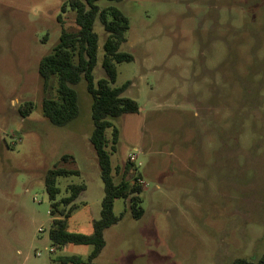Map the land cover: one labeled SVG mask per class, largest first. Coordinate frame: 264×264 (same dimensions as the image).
Listing matches in <instances>:
<instances>
[{
  "label": "rangeland",
  "instance_id": "obj_1",
  "mask_svg": "<svg viewBox=\"0 0 264 264\" xmlns=\"http://www.w3.org/2000/svg\"><path fill=\"white\" fill-rule=\"evenodd\" d=\"M70 0H0V264L84 261L91 245L55 249L45 178L58 167L57 201L85 186L69 231L90 235L105 195L90 136L92 98L82 80L80 114L63 128L42 114L38 68L59 42L62 16L75 32ZM129 19L113 87L139 113L112 120L119 129L111 155L116 182L131 153L142 176L141 219L128 211L105 231L97 264H233L264 254V0L100 1ZM255 17V18H254ZM95 82L107 37L99 20ZM56 93L51 82L49 97ZM27 104L32 107L27 108ZM20 111H28L22 116ZM112 129L107 130L111 139ZM110 151V148H108ZM71 161L62 163L63 156ZM134 171L127 179L133 181ZM121 217L126 202H114Z\"/></svg>",
  "mask_w": 264,
  "mask_h": 264
},
{
  "label": "trees",
  "instance_id": "obj_2",
  "mask_svg": "<svg viewBox=\"0 0 264 264\" xmlns=\"http://www.w3.org/2000/svg\"><path fill=\"white\" fill-rule=\"evenodd\" d=\"M100 1L122 0H70L68 4L62 6V13H65L68 7L75 12L78 30L75 32L66 30L63 26V18L60 16L58 20L62 31L59 42L50 54L41 59L38 68L43 91L46 94L42 101V114L55 127H66L79 116V99L75 87L82 80L85 81L87 92L92 98L93 131L90 143L97 156L105 191L101 204V217L92 222L93 232L90 235L70 232L68 221L77 210L76 201L86 187L70 186L69 196L57 201L60 190L56 187V179L59 176L79 172L66 170L58 165L48 171L45 187L51 201L52 228L49 237L52 246L55 249H62L68 245L93 246V251L86 261L79 256H67L59 258L57 260L59 264H97L96 260L106 246L105 231L116 225L128 211L134 219H141L144 215L141 207L143 188L139 184L142 176L137 167L128 159L122 167L121 180L116 182L111 164V155L117 151L120 136L119 129L112 120L139 113L137 102L123 96L130 82L121 87H113L118 76L116 65L133 60L130 54L120 51L127 42L126 32L130 22L128 17L115 6L101 8L98 5ZM262 19L264 20V9ZM97 20L100 21L107 37L103 46L102 60L105 78L95 82L94 70L99 51V36L94 31ZM261 28L264 31V22ZM52 81L56 83V93L53 97H49ZM26 107H32V104H27ZM20 112L22 116H26L28 111ZM109 129H112L110 140L107 137ZM71 160V156L65 155L61 162L66 163ZM132 171L134 174L131 182L127 177ZM117 199L126 202V210L121 217H117L113 210ZM233 264H264V254L256 261L238 258Z\"/></svg>",
  "mask_w": 264,
  "mask_h": 264
},
{
  "label": "built area",
  "instance_id": "obj_3",
  "mask_svg": "<svg viewBox=\"0 0 264 264\" xmlns=\"http://www.w3.org/2000/svg\"><path fill=\"white\" fill-rule=\"evenodd\" d=\"M128 159H129V161H130L131 163H133V164L135 165L136 162H137V159H138V154L135 153V152H133V153H131V154L129 155ZM141 183H142V181L140 180V181H139V184H141Z\"/></svg>",
  "mask_w": 264,
  "mask_h": 264
}]
</instances>
